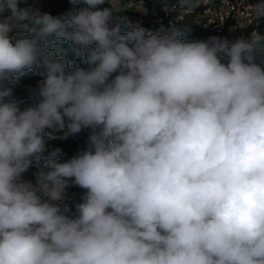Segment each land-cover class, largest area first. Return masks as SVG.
<instances>
[{"label": "clouds", "instance_id": "clouds-1", "mask_svg": "<svg viewBox=\"0 0 264 264\" xmlns=\"http://www.w3.org/2000/svg\"><path fill=\"white\" fill-rule=\"evenodd\" d=\"M21 2L0 0V264H264V36L186 41L117 18L119 0ZM26 72L43 78L21 108ZM85 130L81 154L49 150Z\"/></svg>", "mask_w": 264, "mask_h": 264}, {"label": "built area", "instance_id": "built-area-1", "mask_svg": "<svg viewBox=\"0 0 264 264\" xmlns=\"http://www.w3.org/2000/svg\"><path fill=\"white\" fill-rule=\"evenodd\" d=\"M258 2H262V0H207L206 3H202L201 8L192 11L181 10L177 4H173L161 7L160 16L155 12L148 11L142 1L126 4L119 2V6L123 11L139 14L141 20L146 19L155 25L166 22L169 26L178 24L179 26H195L201 29L210 28L221 36L224 35L223 33H227L236 40L241 36L250 38L253 31L264 36V19L255 18L251 12V7ZM73 156L64 153L60 157L62 161H66Z\"/></svg>", "mask_w": 264, "mask_h": 264}, {"label": "trees", "instance_id": "trees-1", "mask_svg": "<svg viewBox=\"0 0 264 264\" xmlns=\"http://www.w3.org/2000/svg\"><path fill=\"white\" fill-rule=\"evenodd\" d=\"M138 1H142L148 11L155 12L158 16L161 15V11H160L161 7H167L173 4H177V0H119L121 4H126L128 2H138ZM83 7H86V5L83 3V0H80V2L77 3L76 5L70 4L69 0H62V3L60 6L53 7L48 12L52 15H63L66 13L75 12ZM100 7L101 8L110 7V5L106 2L104 5H101ZM201 7H202V4L198 8H201ZM119 15L123 17H127V18L130 17L128 18L129 21H131L132 23H138L141 27L147 29L149 32H160L161 34H163L161 29L166 31L170 27L169 25H167L166 22H162V23L155 25L147 21L146 19L141 20L138 14L128 12V11L120 12ZM188 29H189L188 33L184 37H182V39L186 41H196V40L208 41L212 37L226 38L229 42L235 41L234 38L230 36L229 34L223 33L224 35L221 36V34L215 33L210 28L201 29L200 27L192 26V27H188ZM124 30L127 31L129 29L125 27ZM59 46L65 50L64 54L67 55L70 61L75 62L82 67H87V65L83 63L82 58L77 56L75 54V51L68 44L63 43V44H60ZM42 78H43L42 76L34 72H26L17 78V83L13 85V87L35 83L41 80ZM17 100L20 101V107L25 108V106L22 105L21 103L23 99H17ZM54 135H59V134H54ZM77 136L78 134L76 136H70L68 139H65V140H62V139L50 140L48 141L49 150L53 148H60L62 149L61 155L64 153H68L71 156L75 154L77 155L81 154L88 147L87 137L82 138L80 140H75V137ZM36 170L37 169L35 166L30 167L29 170L24 175H26L27 177H32V173L35 172ZM83 194H84V190L78 193L75 197H72L70 199L63 201V203L66 204L68 208L70 209V213H75L76 205L81 202L80 198Z\"/></svg>", "mask_w": 264, "mask_h": 264}, {"label": "rangeland", "instance_id": "rangeland-1", "mask_svg": "<svg viewBox=\"0 0 264 264\" xmlns=\"http://www.w3.org/2000/svg\"><path fill=\"white\" fill-rule=\"evenodd\" d=\"M61 3H62V0H22L20 6L21 7L36 8V9H40L41 11L48 12L53 7L60 6ZM138 10H140V9H138ZM141 13L143 14V11ZM114 16H116L117 18L121 17V15H119L118 13H114ZM139 17H140V15H139ZM128 18H130V17H128ZM37 82L26 84L23 86H14V87L12 86L13 87V98L23 99L21 101V103L25 107L34 104L36 99H38V98L34 97V95L32 94V92L30 90L36 88ZM87 136H88V132H87V130H85V131H82L81 133H79L78 136L75 137V140H80V139L85 138ZM25 178L31 179L32 177H27L25 175ZM82 191L83 190L79 189L78 187L69 188L68 189V195H67V198L65 200L70 199L72 197H75L78 193H80Z\"/></svg>", "mask_w": 264, "mask_h": 264}]
</instances>
